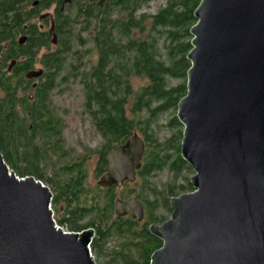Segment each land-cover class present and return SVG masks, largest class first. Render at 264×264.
<instances>
[{"label":"trees","instance_id":"1","mask_svg":"<svg viewBox=\"0 0 264 264\" xmlns=\"http://www.w3.org/2000/svg\"><path fill=\"white\" fill-rule=\"evenodd\" d=\"M16 1L0 0V153L4 161L18 177L32 176L49 187L53 193L51 207L57 209L62 204L66 210L56 221L58 225L70 232L92 229L90 251L96 259L101 258L100 264H150L162 241L151 234L149 226L168 218L157 217V201L146 198L147 177L167 170L170 181L162 190L152 188L150 192L163 196V207L170 214V199L194 190L188 175L193 171L180 156L183 127L174 116L168 121L169 128L175 129L169 138L161 141L157 130L158 119L168 111L175 113L186 95L190 29L196 23L194 12L201 0H165L152 15L138 11L153 0H111L93 19L62 23V30L67 32L59 35L51 52L47 39L18 44L22 20L16 14ZM77 28L88 34L87 40L77 37L79 45H89L81 52L73 50ZM43 46L46 52L38 59ZM69 56L73 71L61 80L79 79L83 110L101 145L44 175L41 163L59 148L50 96L62 84L58 78ZM12 60L16 64L7 71ZM36 64L41 65L43 75L33 87L25 74L35 70ZM134 79L143 84L135 87ZM172 81L177 83L172 85ZM134 134L144 141L143 164L138 179L126 183V194L120 197L133 195L143 203L142 222L115 215L118 188H92L86 182L85 164L91 156L97 157L96 175H101L109 152ZM87 217V224H80ZM111 240L116 241V249L108 248Z\"/></svg>","mask_w":264,"mask_h":264},{"label":"water","instance_id":"2","mask_svg":"<svg viewBox=\"0 0 264 264\" xmlns=\"http://www.w3.org/2000/svg\"><path fill=\"white\" fill-rule=\"evenodd\" d=\"M194 18L187 92L176 111L194 190L171 198L168 219L149 226L162 241L150 264H264V0H201ZM49 37L56 45L53 27ZM42 75L30 70L25 78ZM144 153L137 134L113 148L97 185L134 183ZM52 197L0 153V264H96L93 231L63 232ZM114 208L117 217L144 219L134 197Z\"/></svg>","mask_w":264,"mask_h":264},{"label":"rangeland","instance_id":"3","mask_svg":"<svg viewBox=\"0 0 264 264\" xmlns=\"http://www.w3.org/2000/svg\"><path fill=\"white\" fill-rule=\"evenodd\" d=\"M164 4L165 0H153L144 7H141L138 11V14L146 13L152 15L157 11V8L159 6H163ZM75 35L76 36L73 50H78L80 52L86 50L89 45H79V40L77 37L80 36L82 39L87 40V32H81L77 28L75 29ZM53 49L54 48L51 47V50ZM91 60H94V57H91ZM85 61H87V57L83 58V63H85ZM71 62L72 56H69L68 61L65 64L64 69L61 71V74L58 78L59 83L62 82L61 79L63 77L69 76L70 73L73 71ZM39 68H41V65L36 64L35 69ZM171 83L172 85H175L177 81H172ZM133 84L135 87H137L139 85H142L143 81L140 79H134ZM50 97L52 106L54 108V115H57V117L62 123L61 125L63 126L61 132L63 146L61 147V149L62 152L66 153V155L59 157L49 152L48 158L46 160L47 162H42L40 165V169H42L44 175H51L53 173V170L57 171L65 163L71 164L73 160H77V158L85 156L87 150L91 151L98 149V147L101 145V139L95 133V129L91 124L89 116L84 113L83 94L79 79H72L69 77L68 82H62V84L56 90H54V92H52ZM174 116H176V112L174 113V111H168L158 119L160 129L157 130V135L161 141H164L166 138H169L175 131V129H171L168 126V121ZM96 159L97 157L92 155L89 161L85 164V169L87 170L88 174L86 182L92 188L97 185V179L95 177ZM188 175L189 177H191L193 173H190ZM169 181L170 175L168 174L167 170L164 169L149 175L144 184L145 189H147L148 191H146V198L148 200L157 201V207L154 213L159 218H168L170 216V213L167 208L163 207V196H155L153 195V193L150 192V190L152 188H155L157 191H160L162 190L163 185ZM43 184L47 186L45 183ZM129 188H133V186L130 185ZM118 189V196H121V193L123 195L126 194V191H123L122 188ZM52 209L54 211L53 218L55 219V221L61 220L66 211L64 206L62 204H58L57 209H55L53 206ZM87 221L88 217L80 220V224L86 225ZM63 227L66 228V226ZM107 246L110 250L116 249V241H109ZM92 256L94 257L96 264H100V262L102 261L101 258L96 259L93 254Z\"/></svg>","mask_w":264,"mask_h":264},{"label":"flooded vegetation","instance_id":"4","mask_svg":"<svg viewBox=\"0 0 264 264\" xmlns=\"http://www.w3.org/2000/svg\"><path fill=\"white\" fill-rule=\"evenodd\" d=\"M110 1L111 0H17L16 8H18L17 10L18 12L16 14H19L20 20H22V24L21 27L19 28V32L16 36V40L18 42V39L20 37H25L26 41L24 44H26L29 39L36 41L38 43L46 39L50 42L49 34L53 27V31L56 35V39L58 42L59 35L61 33L67 32L65 28L64 30H62L63 28L62 23L81 22V21H87L93 19L95 15L101 11L103 6L109 4ZM19 45H23V44H19ZM51 45L52 47L56 46L53 44ZM45 51L46 48L44 46L41 47L39 50V55H43ZM51 51L52 50L50 49L49 52ZM39 55L37 56L38 59H40ZM38 79L30 80L31 82L30 84L37 85ZM55 118L57 122L55 127L57 129V133L54 136L57 140L56 142L59 147L58 153L55 155L60 157L66 155V153L62 152L61 149V147L63 146V140L61 137L63 126L61 125L62 123L57 117V115H55ZM53 139L54 137H52V140ZM126 154L129 155V152H127ZM103 173L104 171L102 172L101 175L97 176L96 168H95V177L97 181L103 175ZM125 184L122 187H116V188L124 189ZM118 197L115 199V201L117 199L126 201L134 196L128 195V196H123V197L118 196Z\"/></svg>","mask_w":264,"mask_h":264},{"label":"built area","instance_id":"5","mask_svg":"<svg viewBox=\"0 0 264 264\" xmlns=\"http://www.w3.org/2000/svg\"><path fill=\"white\" fill-rule=\"evenodd\" d=\"M61 229L63 230V232H68L66 228L61 227Z\"/></svg>","mask_w":264,"mask_h":264},{"label":"bare ground","instance_id":"6","mask_svg":"<svg viewBox=\"0 0 264 264\" xmlns=\"http://www.w3.org/2000/svg\"><path fill=\"white\" fill-rule=\"evenodd\" d=\"M108 189V188H107Z\"/></svg>","mask_w":264,"mask_h":264}]
</instances>
